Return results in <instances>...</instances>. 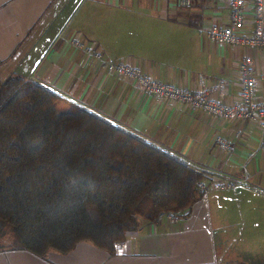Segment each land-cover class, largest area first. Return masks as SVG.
<instances>
[{
    "label": "crops",
    "instance_id": "1",
    "mask_svg": "<svg viewBox=\"0 0 264 264\" xmlns=\"http://www.w3.org/2000/svg\"><path fill=\"white\" fill-rule=\"evenodd\" d=\"M229 0H0V78L19 74L105 114L148 141L202 169L210 189L185 219L165 214L127 233L109 255L89 242L66 254L39 257L0 251V264H264L247 238L264 237V134L250 120L223 119L177 100L144 93L128 78L107 73L74 46L137 65L161 81L191 91L222 81L210 96L231 104L240 88L239 60L248 55L256 101L264 100V45L214 43L204 29L229 23ZM253 0H245L244 32L253 27ZM230 148L220 149L215 137ZM256 244V242H255Z\"/></svg>",
    "mask_w": 264,
    "mask_h": 264
},
{
    "label": "trees",
    "instance_id": "2",
    "mask_svg": "<svg viewBox=\"0 0 264 264\" xmlns=\"http://www.w3.org/2000/svg\"><path fill=\"white\" fill-rule=\"evenodd\" d=\"M19 74L0 78V239L44 257L89 242L114 255L130 231L185 219L205 173ZM4 248V247H3ZM8 249V250H9ZM0 245V251H2Z\"/></svg>",
    "mask_w": 264,
    "mask_h": 264
},
{
    "label": "built area",
    "instance_id": "3",
    "mask_svg": "<svg viewBox=\"0 0 264 264\" xmlns=\"http://www.w3.org/2000/svg\"><path fill=\"white\" fill-rule=\"evenodd\" d=\"M182 5H189L190 0H180ZM229 23L219 25L212 23L204 29L206 36L214 43L237 44L242 47L264 45V0H253V27L250 33L244 32L245 0H229ZM72 44L84 49L87 54L98 60L102 68L110 74L133 80L137 86L148 95L160 98L174 99L195 109H201L209 114L223 119L250 120L257 123L264 134V100L256 101V77L253 62L248 55L239 60L240 88L237 99L227 104L210 96L211 91H221L222 81L208 90L191 91L185 87L174 85L145 73L137 65L119 60L105 59L101 51L94 46H84L79 39H73ZM216 145L222 150H229L228 141L222 136L215 137ZM236 184L214 181L209 186L201 183L203 193L210 189H231Z\"/></svg>",
    "mask_w": 264,
    "mask_h": 264
},
{
    "label": "rangeland",
    "instance_id": "4",
    "mask_svg": "<svg viewBox=\"0 0 264 264\" xmlns=\"http://www.w3.org/2000/svg\"><path fill=\"white\" fill-rule=\"evenodd\" d=\"M0 75H1V77H3L2 76L3 74H0ZM60 94H61V99L56 103V109L57 110L65 111L71 106V104H77V105H80V106L88 108L87 106L82 105V103H78V102H76V100H73V98L70 97L69 95H67L66 93H60ZM88 109H91V108H88ZM92 111H94L95 113H99L100 115H102L103 117H105V118H107L109 120H112L111 118H109L105 114H101L100 112L95 111V110H92ZM112 121L115 122V123H118V122H116L114 120H112ZM262 239H263V242H261L259 240V238H251V237L247 238L248 241L252 240L254 242L252 244H249L250 247L254 248V249H260V248L263 247V246H260V244H264V237ZM9 240H10L9 237H2L0 239V245H1L3 250H8L9 249V248H7L8 244H9ZM255 242H256V244H255Z\"/></svg>",
    "mask_w": 264,
    "mask_h": 264
}]
</instances>
